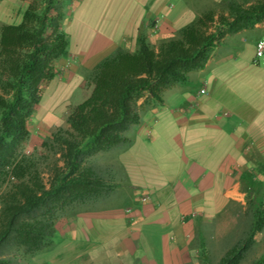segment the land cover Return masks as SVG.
Instances as JSON below:
<instances>
[{
	"label": "crops",
	"instance_id": "1",
	"mask_svg": "<svg viewBox=\"0 0 264 264\" xmlns=\"http://www.w3.org/2000/svg\"><path fill=\"white\" fill-rule=\"evenodd\" d=\"M226 1L76 0L66 27L69 55L44 89L25 150L39 151L43 139L66 127L73 101L91 90L85 73L119 48L134 52L140 30L157 48ZM231 1L249 7L259 0ZM26 7L27 0H0V25L18 24ZM262 39L264 20L226 35L189 85L172 90L182 106L145 113L131 146L106 161L120 167L118 189H127L133 209L101 203L59 219V241L33 264H97L98 257L107 264H200L198 234L207 248L218 242L225 250L251 184L264 183V62H255Z\"/></svg>",
	"mask_w": 264,
	"mask_h": 264
},
{
	"label": "trees",
	"instance_id": "2",
	"mask_svg": "<svg viewBox=\"0 0 264 264\" xmlns=\"http://www.w3.org/2000/svg\"><path fill=\"white\" fill-rule=\"evenodd\" d=\"M75 2L27 0L18 24L0 25V264H33L54 248L59 219L109 199L123 183L121 171L99 155L128 149L143 115L188 86L226 35L264 20V0L249 7L228 0L157 48L140 30L134 52L119 48L85 73L88 98L68 109L65 128L27 153L29 123L69 55L66 27ZM251 189L217 262L198 234L200 264H264V250L254 255L264 235V183Z\"/></svg>",
	"mask_w": 264,
	"mask_h": 264
},
{
	"label": "rangeland",
	"instance_id": "3",
	"mask_svg": "<svg viewBox=\"0 0 264 264\" xmlns=\"http://www.w3.org/2000/svg\"><path fill=\"white\" fill-rule=\"evenodd\" d=\"M73 32L75 33V28H72L71 34H73ZM90 92H91V90L89 91V95H90ZM76 100H78V99H76ZM83 101H84V99L82 101H79V102L74 100L73 105L77 106L78 104L82 103ZM182 103H183V100L180 97L178 92H174V91L168 92V94L166 96L165 104L170 109L180 108L182 106ZM110 156H112V153L101 154V155H99L98 160L100 161V163H104V162L108 161ZM102 205H103V207H106V208H122L125 205L127 206L128 209L134 208V204L132 203V201H130V199L128 197V191H127V189H124V188L118 189L109 199L102 202ZM219 232L221 234L224 233V231H219ZM214 236H215L214 239L216 240L217 236L216 235H214ZM258 240H261V241L259 242L258 246L256 247L254 255H260L264 250V244H263L264 235L259 236ZM57 241H59V240H58V238L55 237V244ZM217 243L218 242H216L214 244L211 242V244L208 246L211 257L214 259V262H217V260L222 256L223 251H224V245L222 246V245H219ZM95 263L107 264V260L98 257V260H96Z\"/></svg>",
	"mask_w": 264,
	"mask_h": 264
},
{
	"label": "built area",
	"instance_id": "4",
	"mask_svg": "<svg viewBox=\"0 0 264 264\" xmlns=\"http://www.w3.org/2000/svg\"><path fill=\"white\" fill-rule=\"evenodd\" d=\"M262 61L264 62V39L260 40L255 47V62H259ZM201 95H205L206 94V89L202 88L200 91ZM28 153V152H27ZM148 201V197H143L141 199L142 203H145ZM128 212H130V210H128Z\"/></svg>",
	"mask_w": 264,
	"mask_h": 264
}]
</instances>
